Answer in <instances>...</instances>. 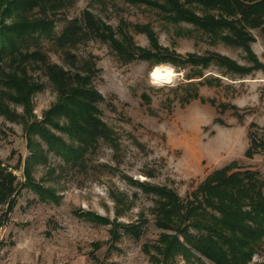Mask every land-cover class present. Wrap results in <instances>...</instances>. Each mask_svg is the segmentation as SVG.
Wrapping results in <instances>:
<instances>
[{"label":"rangeland","instance_id":"374dc122","mask_svg":"<svg viewBox=\"0 0 264 264\" xmlns=\"http://www.w3.org/2000/svg\"><path fill=\"white\" fill-rule=\"evenodd\" d=\"M85 9L115 31L120 20L127 22L134 42L141 47H149L148 39L135 32L132 25L149 23L160 45L180 55L212 51L240 65H251L240 47L211 40L190 24L174 25L156 9L124 0H72L54 17V32L60 34L67 21L81 17ZM250 32L255 38L251 50L264 64V30ZM36 45L49 62L71 69L62 48L52 39L29 43L30 49ZM71 50L80 61L93 59L97 73L92 83L103 97L99 103L101 118L113 131L116 146L100 140L79 166L65 163L52 151L45 152L44 161L32 164L33 180L51 189L55 200L42 202L24 187L11 212L6 214L5 203H0V264H158L150 259V255H158L150 245L162 232H171L156 224L158 197L145 193L131 180L167 186L185 204L209 173L232 162L238 170L257 171L264 178V147L252 157L244 154L249 132L264 135L261 69L240 76L211 64L202 71L201 78L187 80L194 76V67L165 63L158 65L170 67L174 77L169 83H154L150 72L156 65L141 60L122 62L108 43L96 38L84 39ZM27 73L43 84L31 95L29 114L20 104L9 101V110L21 117L8 119L0 114V165L15 176V183L24 182L22 167L17 166L29 155L24 120H40L57 100L53 84L41 69L29 67ZM189 81L196 86L198 99L184 104L182 98ZM211 99L236 109L220 113L209 103ZM84 212L124 224L142 219L145 223L138 239L121 232L114 247H110L111 226L89 220L82 216ZM95 243L100 248L93 251ZM174 264L188 263L177 257ZM194 264L212 263L202 258ZM247 264H264V245Z\"/></svg>","mask_w":264,"mask_h":264},{"label":"trees","instance_id":"16d2710c","mask_svg":"<svg viewBox=\"0 0 264 264\" xmlns=\"http://www.w3.org/2000/svg\"><path fill=\"white\" fill-rule=\"evenodd\" d=\"M71 1L0 0V114L8 119L21 117L9 110L7 101L20 104L25 114H29L31 95L43 87L28 75L29 67L41 69L57 92V100L40 120L33 118L23 122L29 155L19 160L17 167H22L24 182L15 183V176L0 165V203H5L6 214L12 211L24 187L30 188L42 202L55 200L54 192L36 183L31 175L32 164L44 161L46 151H52L65 163L79 166L100 140L116 146L113 131L101 118L99 103L103 97L92 83L97 73L93 59L80 61L71 50L84 39L93 37L108 43L122 62L141 60L152 65H190L194 67V76L187 80L201 78L202 71L211 64L240 76L253 70L264 71V64L251 50L255 38L250 32L257 28L264 30V0H124L131 5L156 9L163 19L174 25L190 24L211 40L240 47L251 62L248 66L212 51L180 55L160 45L149 23L132 25L135 32L145 34L148 39L149 47H141L134 42L127 22L120 20L115 31L87 9L82 11L81 17L68 20L57 35L54 17ZM41 38L52 39L62 48L71 69L49 62L37 45L30 49L29 43L37 44ZM204 82L209 83V80ZM187 86L182 98L184 104L198 99L192 81ZM209 103L220 113L228 108L236 109L234 105L216 104L212 99ZM248 136L249 145L244 154L252 157L264 147V135L249 132ZM131 182L145 193L158 197L156 224L171 232H162L157 242L150 245L158 254L150 255V259L158 264H174L177 257L188 264L202 262V258L212 264H247L264 245V178L257 171L238 170L235 162L216 169L204 178L185 204L167 186ZM82 216L111 226L110 247H114L121 232L138 239L145 223L142 219L124 224L91 212H84ZM93 246V251L100 248L99 243ZM145 250L148 252L146 247ZM92 258L97 259L93 253Z\"/></svg>","mask_w":264,"mask_h":264},{"label":"bare ground","instance_id":"6f19581e","mask_svg":"<svg viewBox=\"0 0 264 264\" xmlns=\"http://www.w3.org/2000/svg\"><path fill=\"white\" fill-rule=\"evenodd\" d=\"M150 77L154 83H169L174 77V72L166 65H156L152 68Z\"/></svg>","mask_w":264,"mask_h":264}]
</instances>
